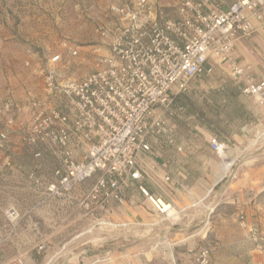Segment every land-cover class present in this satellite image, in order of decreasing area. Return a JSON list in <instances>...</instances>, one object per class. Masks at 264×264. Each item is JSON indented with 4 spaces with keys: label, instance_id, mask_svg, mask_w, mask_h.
Instances as JSON below:
<instances>
[{
    "label": "built area",
    "instance_id": "2783aa9c",
    "mask_svg": "<svg viewBox=\"0 0 264 264\" xmlns=\"http://www.w3.org/2000/svg\"><path fill=\"white\" fill-rule=\"evenodd\" d=\"M252 20L264 21V0H236L227 9L216 0H106L105 19L98 20L96 28L104 53L94 56L90 73L80 78L63 73L66 58L78 56V47L63 42V52L48 59L52 68L45 75L42 101L14 108L0 96V152L7 149L8 129L23 112V141L35 159L46 151L54 160L49 177L28 173L34 189L90 216L113 202L123 205L122 189L146 177L140 160L150 153L152 141L175 144L168 128L174 98L186 92L191 81L212 75L208 60L224 65L233 80L241 79V93L264 110V79L247 74L233 58L236 41L250 35ZM210 145L220 158L227 150L216 140ZM11 157L2 158L0 173L11 167ZM90 179L89 189L75 203V187ZM137 189L153 213L169 217L170 203L142 184ZM2 213L0 248L21 220L11 207ZM240 225L257 242L242 218ZM43 250V244L37 246V253ZM257 250L264 256V243ZM212 253L211 245L201 246L195 264H210ZM13 264L26 263L18 259Z\"/></svg>",
    "mask_w": 264,
    "mask_h": 264
},
{
    "label": "crops",
    "instance_id": "0c3cea01",
    "mask_svg": "<svg viewBox=\"0 0 264 264\" xmlns=\"http://www.w3.org/2000/svg\"><path fill=\"white\" fill-rule=\"evenodd\" d=\"M216 1L227 9L236 0ZM233 58L239 65L247 66V74L252 72L256 79H264V21L252 20L250 35L236 41ZM207 65L213 69L211 77L191 81L187 91L174 98V116L168 128L175 144L170 146L153 140L150 153L142 155L140 160L146 177L122 189L123 205L113 202L106 208H98L93 216L61 199L44 198L41 188L34 189L28 173L33 171L38 177L47 178L54 168V160L46 151L42 159H35L34 150L16 143L15 129L8 130L14 143V157L11 167L0 173V202H7V207L13 208L21 220L0 248V264H13L18 259L37 264L34 249L42 240L35 243L34 234L49 238L46 233L52 236L60 233L67 228L55 225L61 219L72 223L74 232H78L71 242L88 233L95 236L80 243L79 251L61 264L66 261L67 264L70 261L72 264H194L195 251L208 243L210 233L220 234L216 237L211 264H242L246 256L258 252V244L264 243V206H254L252 217L251 214L235 215L253 228L257 242L240 221L226 225L224 220L218 221V215L210 213V193L226 177H218L223 161L210 144L216 140L226 146L248 147L253 136L264 133V110L241 93V79H224L228 75L224 65L211 59ZM26 118L23 112L18 116V119ZM165 175L170 177L169 181L164 180ZM92 182L90 179L75 187V203L83 198ZM138 184L171 204L172 212L167 219L153 213L149 202L139 193ZM111 228L115 230L109 232ZM134 229L140 236L136 238L139 241L131 244L128 233ZM225 233H233V237L224 236ZM160 238L170 239V258L164 255V246L158 245ZM49 241L50 245H44L45 253L57 249L54 243L57 241ZM66 246L55 254L60 255ZM256 258V261L250 258V264H264L263 258Z\"/></svg>",
    "mask_w": 264,
    "mask_h": 264
},
{
    "label": "rangeland",
    "instance_id": "374dc122",
    "mask_svg": "<svg viewBox=\"0 0 264 264\" xmlns=\"http://www.w3.org/2000/svg\"><path fill=\"white\" fill-rule=\"evenodd\" d=\"M105 4L106 0H0V96L9 99L14 108L26 107L32 100L42 101L45 75L48 69L52 68L48 65V59L52 54L63 52L61 48L63 42H70L78 47L76 58H66V54L63 53V59L67 60L63 73L73 78H80L90 73L94 56L104 53L96 28L97 21L105 19ZM249 75L252 76V72H249ZM224 76V79L233 81L229 74ZM26 123V119H17L15 125L8 130L15 129L18 136L16 143L28 147L22 139ZM10 135L8 134L7 149L0 152V162L6 154H11L13 161L14 143L10 141ZM256 136L252 137L246 148L241 145L227 146L235 159L226 177L210 193V213L218 215V221L224 220L226 225L239 223L236 214L243 216L251 214L252 217L254 206H264V135L261 140L253 142ZM6 208L7 202H0V223L4 221L2 210ZM55 223L67 228L61 229L60 233H55L53 236L51 233H46L49 238L46 236L42 238L40 234L32 233L35 243L42 240L40 244L50 245V239L51 242L54 239L57 241L54 242L57 249H51L49 253L43 252L46 250L45 247L43 251L37 253L35 252L37 246L35 247L37 264H45V262L61 264L66 258L70 260L72 253L79 251L80 243L94 236V233H88L71 242L78 233L74 232L72 223L66 219L56 220ZM84 223L89 225V222H81ZM111 229L109 232L115 230ZM226 235L233 237V233H225L224 236ZM139 236L135 229L129 230V243L135 244L139 241L136 240ZM208 236L207 244L213 248L211 264L216 252V237L220 234L210 233ZM66 244L61 254L55 255V252ZM72 246L76 247L75 250ZM256 257L264 259L263 255L255 251L250 256H246L242 264H250V258L254 261L258 260ZM68 264H72L71 261Z\"/></svg>",
    "mask_w": 264,
    "mask_h": 264
},
{
    "label": "bare ground",
    "instance_id": "6f19581e",
    "mask_svg": "<svg viewBox=\"0 0 264 264\" xmlns=\"http://www.w3.org/2000/svg\"><path fill=\"white\" fill-rule=\"evenodd\" d=\"M264 135V133H261L259 135H257L255 137V139L253 140V142H257L260 138H262V136ZM221 155H222V158L225 160L223 161V164H222V167H221V171H220V174H219V178H222L223 176L226 175V173L229 171L235 157L232 155V153L230 151L227 150H224L221 152ZM223 181V180H222ZM101 224H105V223H101ZM157 224V223H156ZM109 226H112V227H115L116 225L113 224V223H108ZM89 231V230H88ZM86 231V232H88ZM84 232V233H86ZM83 234V233H82ZM159 244L158 245H163L164 246V255L168 258H170L171 254H170V250H169V246H170V243L168 241H165L163 239L160 238V241L158 242ZM66 248V247H65ZM55 252V251H54ZM162 252V251H161ZM53 253V252H52ZM56 255V254H55ZM49 256V255H48ZM45 264H47L45 262Z\"/></svg>",
    "mask_w": 264,
    "mask_h": 264
}]
</instances>
